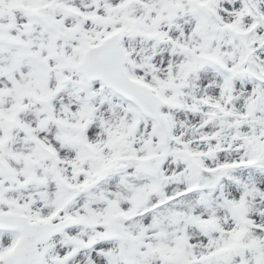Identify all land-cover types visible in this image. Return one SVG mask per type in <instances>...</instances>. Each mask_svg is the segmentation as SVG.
<instances>
[{"label": "snow or ice", "instance_id": "1", "mask_svg": "<svg viewBox=\"0 0 264 264\" xmlns=\"http://www.w3.org/2000/svg\"><path fill=\"white\" fill-rule=\"evenodd\" d=\"M0 264H264V0H0Z\"/></svg>", "mask_w": 264, "mask_h": 264}]
</instances>
